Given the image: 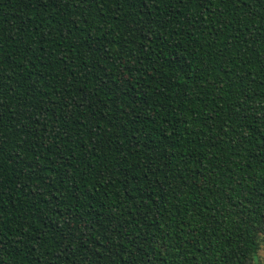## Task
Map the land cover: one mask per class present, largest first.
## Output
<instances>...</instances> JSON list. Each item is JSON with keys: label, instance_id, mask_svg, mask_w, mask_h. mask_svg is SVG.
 <instances>
[{"label": "trees", "instance_id": "obj_1", "mask_svg": "<svg viewBox=\"0 0 264 264\" xmlns=\"http://www.w3.org/2000/svg\"><path fill=\"white\" fill-rule=\"evenodd\" d=\"M264 0H0V264H258Z\"/></svg>", "mask_w": 264, "mask_h": 264}, {"label": "rangeland", "instance_id": "obj_2", "mask_svg": "<svg viewBox=\"0 0 264 264\" xmlns=\"http://www.w3.org/2000/svg\"><path fill=\"white\" fill-rule=\"evenodd\" d=\"M259 257H264V241L261 242L260 248L258 250Z\"/></svg>", "mask_w": 264, "mask_h": 264}, {"label": "clouds", "instance_id": "obj_3", "mask_svg": "<svg viewBox=\"0 0 264 264\" xmlns=\"http://www.w3.org/2000/svg\"><path fill=\"white\" fill-rule=\"evenodd\" d=\"M258 264H264V257H258Z\"/></svg>", "mask_w": 264, "mask_h": 264}]
</instances>
